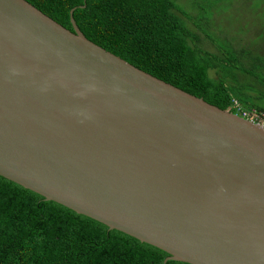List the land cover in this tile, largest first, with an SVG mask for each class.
<instances>
[{"label": "water", "instance_id": "95a60500", "mask_svg": "<svg viewBox=\"0 0 264 264\" xmlns=\"http://www.w3.org/2000/svg\"><path fill=\"white\" fill-rule=\"evenodd\" d=\"M0 0V176L189 264H264V129Z\"/></svg>", "mask_w": 264, "mask_h": 264}, {"label": "trees", "instance_id": "16d2710c", "mask_svg": "<svg viewBox=\"0 0 264 264\" xmlns=\"http://www.w3.org/2000/svg\"><path fill=\"white\" fill-rule=\"evenodd\" d=\"M27 1L70 30L73 10L87 39L212 105L240 116L264 112V89L251 84L253 77L264 86V56L253 51L246 29L221 38L231 49L212 53L202 36L211 41L214 30L194 13L183 20L177 0ZM213 7L219 10L217 2ZM168 255L0 176V264H189L165 262Z\"/></svg>", "mask_w": 264, "mask_h": 264}, {"label": "rangeland", "instance_id": "374dc122", "mask_svg": "<svg viewBox=\"0 0 264 264\" xmlns=\"http://www.w3.org/2000/svg\"><path fill=\"white\" fill-rule=\"evenodd\" d=\"M214 2L218 3L219 10H214ZM244 2L245 0H177L176 7L179 8L180 17L183 20L193 19L191 14L194 13L196 17L194 19L202 17V21L205 22V29L208 30L209 27L211 33L214 30L211 41L202 36V47L205 50L216 53L220 48L223 52L225 49H231V46L227 45L221 38L225 35L228 37L235 35V28L238 27L237 30L246 29L249 32V34H246L249 45L255 47V50H253L255 53L258 52L264 56V36L260 35V33H264V0H248L245 2L246 4ZM203 10L211 11L214 20L208 21L209 13ZM215 14L227 16L224 18L223 16L215 17ZM217 18L222 22L223 28ZM241 19H244L242 24L238 22ZM246 77L251 76L246 75ZM252 79L251 84L255 83V86L264 89V86L259 84L255 78L252 77ZM261 101L264 103V96Z\"/></svg>", "mask_w": 264, "mask_h": 264}, {"label": "built area", "instance_id": "2783aa9c", "mask_svg": "<svg viewBox=\"0 0 264 264\" xmlns=\"http://www.w3.org/2000/svg\"><path fill=\"white\" fill-rule=\"evenodd\" d=\"M241 117L256 123L264 129V112L257 111L254 108L241 110Z\"/></svg>", "mask_w": 264, "mask_h": 264}]
</instances>
